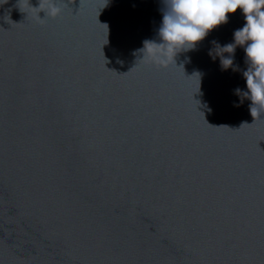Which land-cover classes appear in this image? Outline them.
<instances>
[{"label": "water", "instance_id": "1", "mask_svg": "<svg viewBox=\"0 0 264 264\" xmlns=\"http://www.w3.org/2000/svg\"><path fill=\"white\" fill-rule=\"evenodd\" d=\"M57 3L0 0V264H264L241 11L162 68V0Z\"/></svg>", "mask_w": 264, "mask_h": 264}, {"label": "clouds", "instance_id": "2", "mask_svg": "<svg viewBox=\"0 0 264 264\" xmlns=\"http://www.w3.org/2000/svg\"><path fill=\"white\" fill-rule=\"evenodd\" d=\"M27 3L35 10L38 22L44 20L39 17L40 12H44L47 18L55 19L62 11L57 0H39L37 7H32L29 0ZM238 9L244 17V26L234 31L233 43L217 47L222 53L229 54L227 57L221 55L220 60L222 69L227 70L233 66L236 46L246 45L244 52L248 68L243 77L247 91L237 88L235 93L250 99V114L256 118L264 113V0H162V22L158 29L160 42L145 41L140 50L143 53L141 60L158 67H168L175 63L178 53L194 49Z\"/></svg>", "mask_w": 264, "mask_h": 264}]
</instances>
